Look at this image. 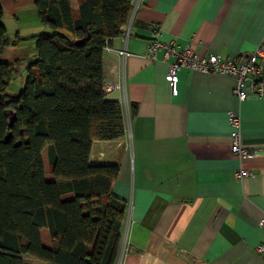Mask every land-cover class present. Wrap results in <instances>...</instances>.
Masks as SVG:
<instances>
[{
    "label": "crops",
    "instance_id": "crops-1",
    "mask_svg": "<svg viewBox=\"0 0 264 264\" xmlns=\"http://www.w3.org/2000/svg\"><path fill=\"white\" fill-rule=\"evenodd\" d=\"M155 26L163 43L236 58L264 43V0H132L122 32L104 47L103 92L120 104L125 132L94 141L89 163L118 166L111 193L126 211L116 264H264L256 251L264 243V96L240 101L233 77L187 68L172 94V59L162 50L147 57ZM230 113L248 149L240 159L231 152ZM238 169L249 175L236 178ZM40 238L50 246L46 228Z\"/></svg>",
    "mask_w": 264,
    "mask_h": 264
},
{
    "label": "trees",
    "instance_id": "trees-1",
    "mask_svg": "<svg viewBox=\"0 0 264 264\" xmlns=\"http://www.w3.org/2000/svg\"><path fill=\"white\" fill-rule=\"evenodd\" d=\"M51 31L32 35L28 59L3 61L0 4V264H116L126 204L111 193L116 164H90L92 143L125 132L120 104L103 92V49L122 32L132 0H33ZM26 62L24 84L6 90ZM46 149L53 177L44 176ZM46 228L50 246L42 244Z\"/></svg>",
    "mask_w": 264,
    "mask_h": 264
},
{
    "label": "built area",
    "instance_id": "built-area-1",
    "mask_svg": "<svg viewBox=\"0 0 264 264\" xmlns=\"http://www.w3.org/2000/svg\"><path fill=\"white\" fill-rule=\"evenodd\" d=\"M153 38L148 42L147 57L151 60L156 59V52L163 51V58L172 60L168 64L167 80L172 94L177 93V72L181 68L198 71L202 73H216L230 76L235 79L233 94L242 101L249 96L261 98L264 96V43L259 44L254 49L242 52L238 57H227L221 59L216 54L198 56L194 51L191 42H187L182 48H178L173 41L163 43L159 40V28L155 26ZM128 35L127 29L123 31V36ZM118 54L125 57V50H119ZM230 129L231 152L240 158L248 154V149L242 144L240 134V119L235 113L228 115ZM247 170L238 169L235 173L236 178L247 177ZM258 225L264 234V211L258 219ZM124 250L128 249L125 245ZM256 251L264 253V243L257 246Z\"/></svg>",
    "mask_w": 264,
    "mask_h": 264
},
{
    "label": "rangeland",
    "instance_id": "rangeland-1",
    "mask_svg": "<svg viewBox=\"0 0 264 264\" xmlns=\"http://www.w3.org/2000/svg\"><path fill=\"white\" fill-rule=\"evenodd\" d=\"M0 4L3 10L2 22L6 27V31L9 37H13L15 33H18L22 39L16 46L8 47L1 56L3 61H13L16 58L28 59L31 58L34 53L35 41L31 39L32 35L46 32L51 30L47 27H43L38 20L36 10L33 5V0H0ZM23 64L19 66L18 73L14 80L8 86L7 94H18L24 84L25 73H23ZM45 167H48V161L44 153ZM44 231V228H42ZM26 263H33L30 257H23Z\"/></svg>",
    "mask_w": 264,
    "mask_h": 264
}]
</instances>
